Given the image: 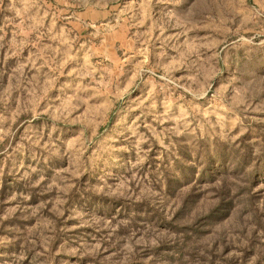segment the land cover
<instances>
[{
	"label": "rangeland",
	"instance_id": "rangeland-1",
	"mask_svg": "<svg viewBox=\"0 0 264 264\" xmlns=\"http://www.w3.org/2000/svg\"><path fill=\"white\" fill-rule=\"evenodd\" d=\"M0 264H264V0H0Z\"/></svg>",
	"mask_w": 264,
	"mask_h": 264
}]
</instances>
